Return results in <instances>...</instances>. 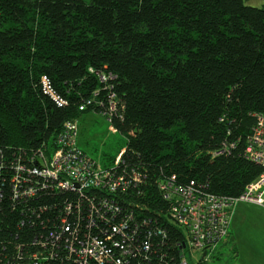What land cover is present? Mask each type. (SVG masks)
<instances>
[{
  "label": "trees",
  "instance_id": "trees-1",
  "mask_svg": "<svg viewBox=\"0 0 264 264\" xmlns=\"http://www.w3.org/2000/svg\"><path fill=\"white\" fill-rule=\"evenodd\" d=\"M96 91L120 98L114 126L127 137L123 171L135 186L117 196L57 191L28 173L30 157L44 146L50 154L67 121L103 112L80 109ZM256 113L264 4L0 0V264H34L28 255L44 245L48 264H110L71 249L90 238L121 264H179L181 231L162 218L157 180L241 195L264 172L245 156Z\"/></svg>",
  "mask_w": 264,
  "mask_h": 264
},
{
  "label": "built area",
  "instance_id": "built-area-1",
  "mask_svg": "<svg viewBox=\"0 0 264 264\" xmlns=\"http://www.w3.org/2000/svg\"><path fill=\"white\" fill-rule=\"evenodd\" d=\"M99 78L101 82L108 83L113 76L100 73ZM111 87L105 86L112 90ZM99 96L100 92L96 91L95 97L80 105V109L84 110L92 103L98 104L104 109L101 114L114 125L120 98L115 92L97 100ZM255 116L256 122L248 138L245 156L264 168V113H256ZM78 132L77 120L67 121L50 154L44 146L30 157L32 166H29L28 173L38 174L46 182H52L57 191L93 190L117 196L120 188L128 190L135 186L123 171L127 147L119 153L113 165L103 167L79 147ZM22 169L24 167L20 165L19 172ZM15 180L20 183L21 174L16 175ZM157 184L168 203L167 209L162 212V218L168 225L181 231V237L176 242L179 264H198L201 259L209 260L210 255L227 240L235 209L240 202L264 204V172L249 183L239 196L218 195L194 184L178 183L176 176L159 178ZM36 191L37 187L28 185L26 194L31 196ZM15 192H19V186H15ZM42 247L43 249L39 248L28 255L34 264H48L54 256L51 248L46 245ZM71 249L81 258L92 257L101 263L121 264L119 259L114 258L112 248L105 247V242L97 238L82 241L80 246H72ZM187 250L191 253L198 252L199 256L193 255L195 259L190 261L186 255ZM126 257L125 254L122 256L127 262Z\"/></svg>",
  "mask_w": 264,
  "mask_h": 264
},
{
  "label": "rangeland",
  "instance_id": "rangeland-1",
  "mask_svg": "<svg viewBox=\"0 0 264 264\" xmlns=\"http://www.w3.org/2000/svg\"><path fill=\"white\" fill-rule=\"evenodd\" d=\"M247 4L262 6L264 0H245ZM79 132L78 144L87 154L93 157L101 166L113 165L119 153L126 147L127 137L111 124L107 118L97 111L84 112L77 119ZM240 202L238 205L243 204ZM247 204V203H246ZM237 205V206H238ZM249 210L253 215L264 213V207L252 205ZM228 239V238H227ZM221 245V244H220ZM234 241L229 238V246L233 247ZM234 255V253H232ZM187 258L192 261L199 256L198 252L186 251ZM193 255L195 257H193ZM225 248L218 249L210 255L207 264H232L233 258Z\"/></svg>",
  "mask_w": 264,
  "mask_h": 264
},
{
  "label": "crops",
  "instance_id": "crops-1",
  "mask_svg": "<svg viewBox=\"0 0 264 264\" xmlns=\"http://www.w3.org/2000/svg\"><path fill=\"white\" fill-rule=\"evenodd\" d=\"M246 203L236 207L230 234L220 245V251H229L232 264H264V213L253 215L249 210L252 205L264 204ZM229 238L234 241L233 247L229 246Z\"/></svg>",
  "mask_w": 264,
  "mask_h": 264
},
{
  "label": "bare ground",
  "instance_id": "bare-ground-1",
  "mask_svg": "<svg viewBox=\"0 0 264 264\" xmlns=\"http://www.w3.org/2000/svg\"><path fill=\"white\" fill-rule=\"evenodd\" d=\"M86 109V108H85Z\"/></svg>",
  "mask_w": 264,
  "mask_h": 264
},
{
  "label": "water",
  "instance_id": "water-1",
  "mask_svg": "<svg viewBox=\"0 0 264 264\" xmlns=\"http://www.w3.org/2000/svg\"><path fill=\"white\" fill-rule=\"evenodd\" d=\"M205 254V253H204Z\"/></svg>",
  "mask_w": 264,
  "mask_h": 264
}]
</instances>
